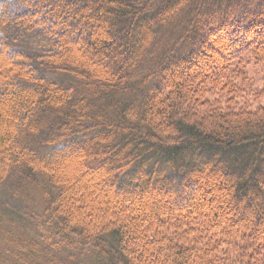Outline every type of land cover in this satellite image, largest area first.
I'll list each match as a JSON object with an SVG mask.
<instances>
[{
    "label": "trees",
    "instance_id": "trees-1",
    "mask_svg": "<svg viewBox=\"0 0 264 264\" xmlns=\"http://www.w3.org/2000/svg\"><path fill=\"white\" fill-rule=\"evenodd\" d=\"M251 64L264 0H0V264H264Z\"/></svg>",
    "mask_w": 264,
    "mask_h": 264
},
{
    "label": "rangeland",
    "instance_id": "rangeland-1",
    "mask_svg": "<svg viewBox=\"0 0 264 264\" xmlns=\"http://www.w3.org/2000/svg\"><path fill=\"white\" fill-rule=\"evenodd\" d=\"M249 58V56H244L242 65L246 64ZM246 70L248 73L244 74L237 85L240 90H242V97L239 98V102H246L249 104V106L252 107V109H257L258 107L264 106V98H262L260 101H255V97H253L254 94H257L258 91H261L263 88L264 67H262L261 65L254 66L253 64H251L248 69L246 68ZM153 195L157 197L158 195H160V193H153ZM164 196L171 197L168 194H164ZM148 197L150 198L152 196L150 195ZM146 200H148V198H146ZM33 201L37 207H40V205H42V201H39L38 196H36Z\"/></svg>",
    "mask_w": 264,
    "mask_h": 264
}]
</instances>
